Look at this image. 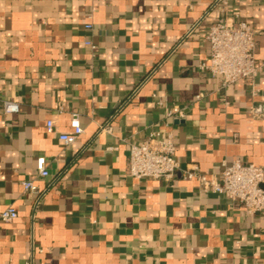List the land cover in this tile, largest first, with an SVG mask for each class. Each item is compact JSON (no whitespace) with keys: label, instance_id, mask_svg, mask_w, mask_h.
Segmentation results:
<instances>
[{"label":"crops","instance_id":"1","mask_svg":"<svg viewBox=\"0 0 264 264\" xmlns=\"http://www.w3.org/2000/svg\"><path fill=\"white\" fill-rule=\"evenodd\" d=\"M227 1L264 64V0ZM219 16L214 0H0V212L18 213L0 221V264H264V220L185 178L264 168V68L222 88L199 67ZM72 113L84 132L66 147ZM157 133L179 170L130 176L129 144Z\"/></svg>","mask_w":264,"mask_h":264},{"label":"built area","instance_id":"2","mask_svg":"<svg viewBox=\"0 0 264 264\" xmlns=\"http://www.w3.org/2000/svg\"><path fill=\"white\" fill-rule=\"evenodd\" d=\"M219 6L220 16L205 34L210 54L200 64V69L213 77H220L222 88H227L240 80L254 81L264 68L256 60V31L245 21L234 19L228 11L227 0H214ZM90 28L88 24L86 26ZM87 45L95 46L91 41ZM6 113H18L20 105L13 100L4 102ZM174 118L181 117L179 108L171 111ZM55 122L47 121V130L53 131ZM71 133H60L59 139L68 147L75 143L84 130L78 113L71 114ZM175 145L171 139H163L160 134H151L140 142L129 144L128 174L136 179H172L179 170L175 156ZM38 176L50 175L45 156L36 160ZM185 178L196 179L204 189L222 194L232 201L239 202L246 212L264 220V168L240 159L224 162L221 177L207 178L197 167L185 170ZM26 192L39 193L40 188L34 180L22 182ZM18 216L17 210L10 206L0 212V221L11 222Z\"/></svg>","mask_w":264,"mask_h":264}]
</instances>
